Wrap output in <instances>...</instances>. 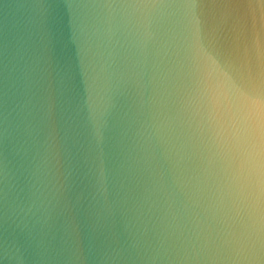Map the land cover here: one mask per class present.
Here are the masks:
<instances>
[{
    "label": "water",
    "instance_id": "95a60500",
    "mask_svg": "<svg viewBox=\"0 0 264 264\" xmlns=\"http://www.w3.org/2000/svg\"><path fill=\"white\" fill-rule=\"evenodd\" d=\"M0 264H264V0H0Z\"/></svg>",
    "mask_w": 264,
    "mask_h": 264
}]
</instances>
